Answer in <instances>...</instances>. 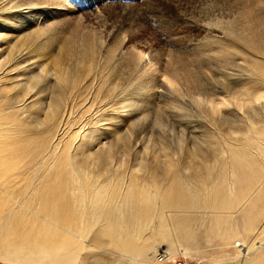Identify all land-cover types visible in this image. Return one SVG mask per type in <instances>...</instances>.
<instances>
[{"label":"bare ground","instance_id":"6f19581e","mask_svg":"<svg viewBox=\"0 0 264 264\" xmlns=\"http://www.w3.org/2000/svg\"><path fill=\"white\" fill-rule=\"evenodd\" d=\"M53 1L0 0V24L6 27L0 45L4 258L19 264L43 260L77 264L82 252L85 264L95 257L100 264H113L121 260L120 255L141 257L161 240L167 253L176 242L185 253L199 254V237L204 236L229 251L212 255L211 260L264 264V117H250L241 140L229 135L224 139L227 155L207 146L213 139L212 127L200 124L197 117L193 125L201 134L191 139L190 146L176 131L177 126H185L193 132L194 117L183 109L199 105L201 96L210 103L208 111H222L220 128L239 119L237 111L223 108L230 104L228 95L241 92L253 101L249 108L260 111L264 37L247 40V47L261 54L252 60L235 46L213 39L215 50L196 54L195 64L186 69L193 72L192 80L196 76L191 89L186 79L187 83L180 79L184 69L179 65L173 70L172 57L157 61L155 51L129 49L134 52L130 54L128 49H118L115 54L123 56L114 65L107 42L100 43L88 33L82 38L75 27L70 30L71 25L63 31L65 25L54 18L64 16V9ZM237 55L242 57L239 73L256 78L250 93L236 88L244 78L232 80L226 73ZM23 59L24 64L16 63ZM179 82L196 96L184 101L175 91ZM186 85L179 88L188 92ZM156 100L171 108L158 109ZM94 109L98 117L93 127L104 141H78L80 135L90 137L89 127L84 129L89 122L72 126V114L79 112V120ZM152 134L166 147L164 166H153L143 156L149 144L145 140L151 142ZM123 156L132 159L130 166Z\"/></svg>","mask_w":264,"mask_h":264},{"label":"rangeland","instance_id":"374dc122","mask_svg":"<svg viewBox=\"0 0 264 264\" xmlns=\"http://www.w3.org/2000/svg\"><path fill=\"white\" fill-rule=\"evenodd\" d=\"M53 2H56L57 5L64 9V16H57L56 18H54V20H57L58 22H61L62 25H65L63 31H65L67 28L69 29L70 27V30H75L76 28V32L78 33H75L74 30L72 32L78 35L83 34L80 35L82 38L84 37V34L85 37H87L88 35H92L93 37H95L96 40L98 39V42L100 43L102 42L104 44V42H107L106 44L109 45L108 52H110L111 54V63H113L114 65L118 63L116 58L118 59L119 56V59H121L123 56V54H121V56L118 53L115 54L116 52H118V49H132L133 51L135 50L134 52L140 50L144 53L148 51H155L158 53L157 55H155V59H158L160 62L164 61L165 59L167 60L166 56L169 58L172 57L173 61H171L174 63V66L176 65L178 68L176 66L174 67L172 63H170L169 68L174 67L173 70H175L179 69V67L181 66V70L184 69L186 71L187 67H193L190 66L191 63L195 64L194 56H196V54L198 56H203V54L206 52L208 54H211L209 52L210 49L215 50V43L212 42L213 39L221 45L229 44L235 46L236 49L240 53H244L248 57V59L252 60L257 55H261L259 53H255L254 50L249 49L246 45V42L248 39L257 40L261 37H264V0H54ZM4 28L6 27L0 24V45H2L1 43H3V40H1V34L2 29ZM247 30L254 31L248 33ZM113 32L119 33L116 34L115 37ZM87 33L88 35H86ZM247 35L252 36L249 37ZM110 42L112 47L110 46ZM130 45L132 48H130ZM132 50H129L130 54ZM126 51L127 50H125V52ZM222 51H226L224 46ZM159 56L161 59L159 58ZM22 61L24 64V59L19 60L16 63H21ZM232 64L233 66L226 70V73L229 75V78L232 80L237 78H244V80L242 81L243 84H239L238 86H236V88L242 89L243 92L249 91L250 93L251 87L253 85L252 82L255 81L256 78L246 77L244 73H239V69L242 64L241 55H237L233 59ZM181 70L178 71L181 72ZM184 70L180 74L183 78L180 79H183L182 81L186 79L188 83L186 80V82H184L187 84H191V89H193L192 86H195V83L192 84V81H195L196 76L195 79L192 80L191 76L193 75V72L191 71V69V73H187V71L189 70H187L185 73ZM184 74L186 76H184ZM133 78L131 79V81L133 80ZM181 83L179 82V85L175 84V89H179V91H175H177L178 94L181 93V98L185 99L184 101L188 100V98L191 99V97L194 95L193 92L191 94V89H189L185 83H182L183 85L187 86L188 92L190 93L185 92L183 90L184 88L181 89L182 87H184L183 85H181ZM241 86L244 87L242 88ZM245 87L247 89H245ZM180 89L181 91L183 90V92L185 93L180 92ZM186 93L187 95H185ZM240 93L241 92L236 93L234 95L235 97H229L230 95L227 96V99L230 100V104L226 105V107L223 108L235 110V112L237 111V113L239 114V119L233 125L227 128L226 126L221 128L218 126L217 121L220 120L219 118H221L222 116L221 114H219V112L222 113V111H218V113H216L217 111H208L210 103L209 101L207 102V99H205V97H198L200 100L196 102L199 105H189L185 106V108L183 109L185 113L189 114L188 117H194L192 125L196 124L195 118L197 117L196 119L199 120L197 122H199L200 124H203L205 122L207 125L209 124L208 126L210 128L212 127V132H210V136L213 137V139L211 140V143H207V146H209L211 150L216 148L217 153H221L222 155H227L226 152L224 153V151H226L225 148L227 144L225 143L226 141L224 139H227L229 138V136H231V139L234 138L235 140H241L242 136L246 133V130L248 128L247 123L251 121L250 117L261 119L264 117V97L262 98V101L260 99V102L262 104L260 111L255 112L250 109L253 107L251 105V102L253 101H250V98L247 99L248 96L245 97V94L243 96V93ZM188 94H191V96H188ZM220 95V93L215 94L216 97H219ZM161 101L162 100H156L155 105H158V109L161 108V110L164 111L163 108L167 110L171 108V106H166V103ZM246 102L250 104L246 105ZM244 105H246V107ZM248 109L249 112L247 113ZM86 113L83 114L79 120L76 119L80 115L79 112H74L72 114V116L75 117V122H71L72 126L75 124L77 125V122L80 121L89 122L84 125V129L86 128V131H88L87 127H89L88 129L91 132L90 137L88 138L87 136L83 137L82 135H80L78 137V141L96 140L100 143L103 142L104 135L100 132L97 133L98 130L93 127V125L96 126L97 120L95 118L98 116L95 117V115L98 113L95 111V109L94 111L91 110ZM217 114L218 116L214 117ZM172 119V116H170L168 121L170 122ZM261 119H259L258 121L260 124L264 122V119ZM260 120L263 122H260ZM241 121H243V125ZM237 125L239 128H237ZM233 126L234 128H232ZM177 127V134H179L180 138L182 137L183 144H188V146H190L193 142L191 139H194V137L197 138L201 134V129L197 126L196 129L195 125L192 126L195 127V129L193 128L194 130L192 129V127L190 128V130H193V132L189 131L188 128L186 129L185 126ZM181 127L183 130L181 129ZM95 129L97 132L95 131ZM231 129H233L235 133L237 132V134L231 131ZM153 134L151 136V142L149 141V139L145 140V143L147 142L149 144L147 146H144L143 156H146V159H148V161L151 162L153 166H164L167 161V152L165 150L166 147L159 139L155 138V135L153 137ZM146 136H148V134H146ZM218 142L221 145L218 144ZM221 147L222 149H220ZM128 156H123L122 159L126 162L127 165L124 163V165L126 166L131 165L130 160L132 159H130ZM124 172L125 174H127L128 170ZM231 214L235 215L236 212H233ZM147 233L148 232L145 231L144 235H146ZM202 233L204 234V231H202ZM199 236L201 235L199 234ZM203 237H199L201 244L199 247L200 249H202L201 253L203 254H198L197 251H192L190 254H187L183 251L182 245H178L179 243L176 242H174L173 244L174 249L167 253L164 249V242L163 240H161V242L152 244V250L147 251L141 257L134 256V258H131L126 255H120L119 258L121 260L113 264H228L227 262H216V260L210 259L214 258L212 257V255L215 256L218 253L222 254L227 252L229 254V251L226 252L222 248L218 247V245H216L218 243L216 242H214L213 245L212 242L210 244V241L205 240V238ZM202 244L204 248L202 247ZM214 244L216 247L214 246ZM210 247H212L214 251L212 250L211 252ZM5 249L6 246L3 244V240H0V264H19L14 261L6 260L4 258L3 252ZM87 251L90 254L93 252V249H88ZM164 251L166 253L163 254ZM234 252L235 251H233L232 253ZM82 255V252L78 254L77 264H85L84 260L82 259ZM88 263L100 264L99 260L96 257L94 259H91ZM38 264L58 263L54 261L46 262L43 260Z\"/></svg>","mask_w":264,"mask_h":264}]
</instances>
